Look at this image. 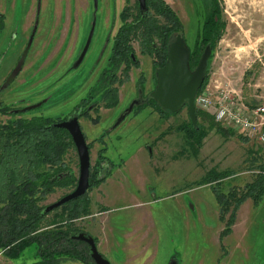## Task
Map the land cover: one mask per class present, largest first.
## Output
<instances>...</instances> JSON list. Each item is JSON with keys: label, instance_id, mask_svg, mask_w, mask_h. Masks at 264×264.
I'll use <instances>...</instances> for the list:
<instances>
[{"label": "rangeland", "instance_id": "374dc122", "mask_svg": "<svg viewBox=\"0 0 264 264\" xmlns=\"http://www.w3.org/2000/svg\"><path fill=\"white\" fill-rule=\"evenodd\" d=\"M164 1L179 17L186 46L191 48L200 19L196 12L197 0ZM217 1L225 28L212 51L206 87L218 86L234 91L246 106L262 107L264 0ZM133 6L134 0H0V14L5 16L0 52L9 36L13 39L8 52L0 56V101L17 109L35 105L36 109L25 117H65L96 82L108 55L104 54L107 56L103 61L99 57L106 52L109 54L112 46L108 38L121 25V12ZM93 22L95 30L90 46L80 66L74 68ZM27 44L29 49L19 64ZM133 47L140 67L131 68L128 79L118 88V104L109 110L99 109L98 124L86 118L79 120L87 142L94 141L102 132L113 127L136 95L135 85L139 74L142 72L147 77L151 74V58L140 53L137 43ZM99 62L101 65H98ZM95 73L96 76L93 75ZM152 88L150 81L144 86L145 93H150ZM139 114L134 116L131 113L104 140L107 149L105 156L120 164L113 170L109 177L113 176V179L107 182L102 191L107 205L112 209L107 214L112 231L110 234L107 230L106 235L110 239H120L123 228L128 229L130 222L138 223L136 217L142 208L147 207H135L133 203L157 201L153 212L157 228L154 234L158 240L157 263H164L167 257L170 260L175 254L179 264H196L200 257L194 247L200 239V221L197 224L196 219L201 218L202 223L209 222L211 225L207 224L209 228L205 233L207 251L198 264L206 254L207 264H212L213 260V264H219L220 260L217 259L225 264H264V196L257 205L247 199L239 206L230 232L220 241L219 235L225 223L218 217L214 186L197 184L210 171L227 172L231 176L218 184L222 193H228L233 187L242 188L257 173L255 165L264 163V146L256 140L242 141L239 138L242 135L236 129L217 123L219 128L224 129L220 133L217 128H210L209 119L203 117L198 121L204 135L201 139L198 137L197 142H189L184 131L175 130L177 126H187L186 109L175 116L160 118L165 122H161L162 128H157L155 132L150 127L152 123L145 124L143 129L142 124L138 125L140 118L131 122V118ZM95 117L96 114L92 113V118ZM4 120L6 118L0 121ZM156 124L154 122L151 126ZM137 125L142 129L137 130ZM102 148L100 143L93 144L90 149L91 166ZM249 151L254 152V161L248 156ZM64 161L77 176L78 157L74 148L67 153ZM118 169L121 172L116 173ZM72 190H56L40 205L47 206ZM94 192L95 189L90 193L91 200L96 198ZM183 203L193 216L191 231H186L187 214L180 208ZM102 211V208L90 204V215L75 220V225L89 234L88 224L94 225ZM53 214L46 217L44 224L53 220ZM228 216H225L226 219ZM220 225H223V229L217 232ZM259 235L261 240L258 239ZM188 236L192 242L186 246ZM110 249L111 253L104 258L112 264L110 260L119 259L120 254L119 248ZM252 250L253 254L249 257ZM0 264L81 263L63 256L55 262L46 263L30 248L17 259H8L0 251Z\"/></svg>", "mask_w": 264, "mask_h": 264}, {"label": "trees", "instance_id": "16d2710c", "mask_svg": "<svg viewBox=\"0 0 264 264\" xmlns=\"http://www.w3.org/2000/svg\"><path fill=\"white\" fill-rule=\"evenodd\" d=\"M196 2L199 3L203 14L202 19L196 24L193 45L189 48V69L191 71L195 69L206 46L211 49L204 82L197 93L199 94L206 87L212 51L221 37L225 24L221 20L217 0H197ZM145 6L146 10L140 11L135 1L132 9L126 8L121 12L119 16L121 25L113 33L112 46L105 67L85 97L65 117L25 118L24 116L31 108L17 109L4 105L0 101V118L2 116L8 118V121L0 122V251L8 259H17L24 250L33 248L38 257L46 263L55 262L57 258L63 256L79 261L81 264H93L86 243L77 241L75 238L81 233L84 236L89 234L76 226L74 221L90 215L89 192L103 184L113 170L120 166L105 156L107 149L104 140L115 126L102 132L94 141L87 143L89 151L94 143H100L103 146L97 153L94 165L90 167L87 192L56 209L53 220L44 224L50 213H45V207L40 203L56 189H74L77 183V176L64 161L74 145L68 132L57 128L55 124L72 117L86 118L93 124H98L99 109L109 110L118 104V88L128 79L131 68L140 67L133 48L134 43L140 46L142 55L152 60V81L155 86V73L165 66L168 46L177 34L183 32V25L164 0H146ZM4 19L5 16L0 14V39L5 29ZM33 27L35 28V24ZM12 42L13 39L9 36L0 56L8 52ZM143 78V73H140L136 82L138 91L144 89ZM147 107L152 108L160 118L175 116L185 109L170 113L161 109L148 97L145 102L134 106L132 114L135 116ZM92 113L96 114L95 118H92ZM195 113L196 126H193L188 118L187 126L175 128V130L184 131L189 142H197L198 137L201 139L204 135L198 121L200 117L209 119L210 128H217L220 133L224 132V129L217 126L212 112L206 113L195 109ZM239 138L247 141L242 136ZM253 155L254 152H248L251 161L255 160ZM255 168L257 173L251 182L242 188L233 187L226 194L222 193L218 184L229 178L231 173L210 171L197 183L214 186L213 192L219 207L218 217L225 223V228L219 235L220 241L230 232L239 206L247 199L257 205L264 196V163L255 165ZM102 209L105 210V208ZM227 214H229L228 219L225 217ZM44 225L46 226L43 230ZM50 225L54 227L47 230L46 228ZM93 239L96 244V239ZM171 263L179 264L175 254L170 257L169 264Z\"/></svg>", "mask_w": 264, "mask_h": 264}, {"label": "water", "instance_id": "95a60500", "mask_svg": "<svg viewBox=\"0 0 264 264\" xmlns=\"http://www.w3.org/2000/svg\"><path fill=\"white\" fill-rule=\"evenodd\" d=\"M140 11H145L146 0H136ZM96 7V1H95ZM95 23H92L86 43L74 64L77 68L87 52L93 36ZM29 46H26L21 58L25 57ZM211 55L209 46L204 52L193 71L189 69V49L186 47L182 35H176L175 39L169 44L167 51V61L163 68L156 71V87L150 94V97L157 105L170 113H175L183 108L186 109L188 118L193 126L197 124L195 113V97L204 82V74L207 67V61ZM18 64V65H19ZM137 102H132L118 117L115 126L120 125L127 116L132 113L133 106ZM57 128L64 129L71 137L72 143L78 157V175L76 187L68 194L59 198L57 201L49 204L44 209L45 213H50L64 204L76 200L83 196L89 188V172H90V151L87 146L84 134L82 133L78 118L74 117L68 121L60 122L55 125ZM77 240H81L87 244L90 251V258L93 264H110L97 250L94 239L90 236L79 235ZM174 264V263H171Z\"/></svg>", "mask_w": 264, "mask_h": 264}, {"label": "crops", "instance_id": "0c3cea01", "mask_svg": "<svg viewBox=\"0 0 264 264\" xmlns=\"http://www.w3.org/2000/svg\"><path fill=\"white\" fill-rule=\"evenodd\" d=\"M104 54L108 55L107 52L103 53L102 56L100 57L101 61H103V59L107 56V55L104 56ZM105 60L106 58L104 59V61ZM98 65H101L100 62ZM94 68L95 66L93 67V69ZM150 72H151V69H150ZM93 75L96 76V73ZM145 79L146 81H148L147 74H145ZM152 114H153L152 111H150L149 109H145L138 116L131 118L132 119L131 122L133 123L135 122V120L140 118L141 121L138 123V125L142 124V128L144 127L145 124H148V123H152L151 125H153L154 122L158 123L156 124L158 127L150 125V127L154 128V132H155L157 128H160V129L162 128L161 122L163 121L165 122V120L160 119L159 116L155 117V114L154 115ZM138 125L136 126L137 130L142 129ZM150 127L148 129H150ZM125 167H126V163L124 162V169ZM117 172H121V170L118 169L116 170V173ZM122 173L124 172L122 171ZM112 179H113V176L111 178H108L103 184H101L97 188H94L95 189L94 193L96 196L95 200H91L92 193L91 191L89 192V198H90L91 205L106 209V210H103L99 214V217H96L93 223L94 225L88 224V226L90 227L87 228L89 236L96 239V247L98 251L100 252L101 255H103V257H106V255H109L111 253L110 247L119 248L118 253L120 254V257L119 259L110 260L112 264H168L169 263L168 257H167V260L164 261V263H157L158 240L154 234L156 233L157 228H156V221L153 218V212L155 211L154 203H156L157 201L145 200L142 202L133 203L132 206H135V207H142V206L147 207V209L142 208L141 209L142 211L136 217V220L138 221V223L130 222L131 224L129 223L127 225L128 229L125 230L123 228L121 230L122 235L120 236V239L117 237L114 239L113 238L110 239L106 235L107 230L110 232V234L112 231V229H110L109 227V219L107 218V214L112 212V209H110L109 206L107 205L106 198L104 197V194L102 191H103V188L106 186L107 182ZM188 202H191V201L188 200ZM180 208L183 211H185V213L187 214L185 218L186 231H191L192 227L194 226L193 216L188 211L185 203H183V205ZM116 210H118V212H121V210L118 208H116ZM217 211H218V206H217ZM199 221H200V225H199L200 239L199 241H196L194 247H195L196 253L200 254V257L198 258L196 264H198V261L202 258L205 251H207V241H206L205 233L208 231V228H209L208 225H211L209 222L202 223V219L197 218L196 223L198 224ZM222 229H223V225H220L217 229V232H220ZM189 238L190 237L188 236L186 239V246H189V243L192 242L190 241ZM258 239L261 240L262 237L260 236L258 237ZM154 241H157V243H154ZM252 254H253V250L251 251L249 257L252 256ZM216 261H219V264H225V263H221V259H217ZM200 263L207 264V254L204 260ZM213 263H214V260L212 264ZM227 264H231V262Z\"/></svg>", "mask_w": 264, "mask_h": 264}, {"label": "built area", "instance_id": "2783aa9c", "mask_svg": "<svg viewBox=\"0 0 264 264\" xmlns=\"http://www.w3.org/2000/svg\"><path fill=\"white\" fill-rule=\"evenodd\" d=\"M194 105L200 111L212 112L216 123L226 124L243 138L264 146V106H246L234 91L210 85L196 95Z\"/></svg>", "mask_w": 264, "mask_h": 264}, {"label": "flooded vegetation", "instance_id": "af4514ba", "mask_svg": "<svg viewBox=\"0 0 264 264\" xmlns=\"http://www.w3.org/2000/svg\"><path fill=\"white\" fill-rule=\"evenodd\" d=\"M135 1H136V0H134V2H135ZM195 3L197 4V10H196V12L198 11L197 15L200 16V19H202V14H203V13H202V11H201V8H200V6H199V3H197L196 1H195ZM169 7H170V6H169ZM170 8H171V7H170ZM198 8H199V9H198ZM171 9H172V8H171ZM172 10H173V9H172ZM173 11H174V10H173ZM143 12H144V11H143ZM176 15H177V14H176ZM200 19H199V20H200ZM93 23H94V22H93ZM94 30H95V28H94ZM89 31H90V30H89ZM108 33H109V32H108ZM88 34H89V32H88ZM93 34H94V32H93ZM177 35H178V34H177ZM180 35H182V37H183V39H184V41H185V38H184L183 32H182ZM112 36H113V35H111V37L108 38V39H109V40H112ZM87 37H88V36H87ZM175 37H176V36H175ZM175 37H174V39H175ZM92 38H93V36H92ZM92 38H91V40H92ZM86 40H87V38H86ZM85 43H86V41H85ZM85 43H84V45H85ZM185 44H186V42H185ZM89 46H90V45H89ZM83 47H84V46H83ZM186 47H187V46H186ZM206 47H207V46H206ZM206 47H205V48H206ZM88 48H89V47H88ZM133 48H134V47H133ZM187 48H188V47H187ZM209 48H210V47H209ZM82 49H83V48H82ZM188 49H189V48H188ZM87 50H88V49H87ZM210 50H211V49H210ZM108 56H109V54H108ZM108 56H107V58H106V60H105V65H106V61H107V59H108ZM210 56H211V55H210ZM100 57H101V55H100ZM100 57H99V59H100ZM209 58H210V57H209ZM83 59H84V58H83ZM81 63H82V62H81ZM79 66H80V65H79ZM79 66H78V67H79ZM73 67H74V66H73ZM78 67H77V68H78ZM162 68H163V67H162ZM160 69H161V68H160ZM192 71H193V70H192ZM141 73H142V72H141ZM143 75H144V86L147 85V83L149 84L150 81H151V82H152V86H153L152 91H151L150 93L146 94V93H145V89H143V91H140V90L138 91L137 88H135V90H136V95H135V97L130 101V103L128 104V106H129L132 102H134V101L137 102L136 105H138V104H140V103L145 102L146 98H148V97H149L150 99H152V98L150 97V94L154 91V89H155V87H156V84H155V86H154L153 81H152V66H151V74H150V76H148V81H146V79H145V74H144V73H143ZM155 75H156V73H155ZM204 75H205V74H204ZM156 83H157V81H156ZM135 87H136V85H135ZM152 100H153V99H152ZM77 104H78V103H77ZM77 104H76V105H77ZM156 104H157V103H156ZM76 105H75V106H76ZM136 105H134V106H136ZM75 106H74V107H75ZM128 106H127V107H128ZM134 106H133V108H134ZM74 107H73V108H74ZM22 108H31V109L29 110V112H28V113H30L31 110L36 109V106H35V105H32V106H30V107H22ZM19 109H21V108H19ZM145 109H149L150 111L155 112V111H154L152 108H150V107H147V108H145ZM145 109H144V110H145ZM132 110H133V109H132ZM144 110H143V111H144ZM71 111H72V110H71ZM71 111H70V112H71ZM143 111H142V112H143ZM70 112H69V113H70ZM28 113H27L26 115H28ZM69 113H68V114H69ZM155 113H156V112H155ZM33 116H35V115H33ZM39 116H42V115H39ZM158 116H159V115H158ZM24 117H25V116H24ZM45 117H46V116H45ZM159 117H160V116H159ZM170 117H171V116H170ZM2 118H6V117L2 116V117L0 118V120H1ZM25 118H30V117H25ZM62 118H63V117H62ZM72 118H74V117H72ZM72 118H70V119H72ZM76 118H77V117H76ZM70 119H69V120H70ZM81 119H82V118H81ZM79 120H80V119H78V121H79ZM6 121H8V118H6V120H4L2 123L6 122ZM66 121H68V120H66ZM0 122H1V121H0ZM62 122H64V121H62ZM59 123H60V122H59ZM56 124H58V123H56ZM56 124H55V125H56ZM113 126H115V123H114ZM118 126H119V125H118ZM115 127H116V126H115ZM60 129H61V128H60ZM65 131H66V130H65ZM84 137H85V136H84ZM85 140H86V139H85ZM86 142H87V140H86ZM87 143H88V142H87ZM74 149H75V148H74ZM56 190H59V189H56ZM56 190H55V191H56ZM55 191H54V192H55ZM52 194H53V193H52ZM44 207L46 208V206H44ZM54 212H55V210L52 211V212H50V214H51V213H54ZM48 215H49V214H48ZM53 227H54V225H52V226L50 225V226H48L46 229H48V228L51 229V228H53ZM81 234H82V233H81ZM81 234H79V235H81ZM79 235H78V236H79ZM78 236H77V237H78ZM77 237H75V238H77ZM76 240H77V239H76ZM77 241H81V240H77ZM86 245H87V244H86Z\"/></svg>", "mask_w": 264, "mask_h": 264}]
</instances>
